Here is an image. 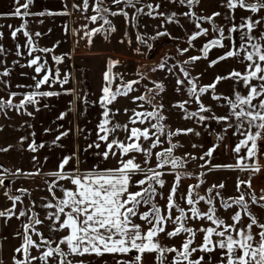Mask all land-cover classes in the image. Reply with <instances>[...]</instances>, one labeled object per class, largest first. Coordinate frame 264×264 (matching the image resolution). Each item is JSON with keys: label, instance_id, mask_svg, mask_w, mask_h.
Listing matches in <instances>:
<instances>
[{"label": "snow or ice", "instance_id": "obj_1", "mask_svg": "<svg viewBox=\"0 0 264 264\" xmlns=\"http://www.w3.org/2000/svg\"><path fill=\"white\" fill-rule=\"evenodd\" d=\"M114 4L125 3L126 6L135 8L139 0H112ZM189 6L199 3L200 0H180ZM17 7L12 15L17 17H27L29 15H44V13H30L29 6L33 0H26L22 5L16 0ZM229 9L237 8L249 10L253 13L264 10V0H228L226 5ZM74 8L87 11L89 0H83L82 5H73ZM149 9L155 11L160 5L153 8L147 5ZM23 9V11H22ZM95 15L86 17L92 22L98 19L103 20L97 28H92L84 33L87 36L88 43L91 44V38L100 32L115 31L106 17L110 9L104 6L103 0H95L93 4ZM142 12L143 8L136 9ZM52 14V13H49ZM63 14H68L67 12ZM111 15L128 13L124 9L119 12H111ZM149 15L152 13L149 12ZM163 15V13H159ZM184 15H189L185 13ZM195 16V13H191ZM221 15L214 12L210 16L196 17V27L198 31L192 33L189 37V45L200 36L208 35L209 29L201 27V22L207 21L212 24V31L217 33L211 40L201 48V55L190 56L187 60L179 62V73L184 77L177 76L175 91L180 92L187 85L189 99L178 101L173 105L184 113L185 119L198 117L200 122L209 119L218 121H231L235 119L236 129L234 134L243 137L235 145L233 152L236 154L235 164L214 165L211 162L213 153L216 151V145L209 148L199 157L203 161L199 167L206 168L209 172L216 168L239 169L246 171L250 175L247 179L238 180L236 189L238 195L223 198L220 189L225 185L223 183L213 184L206 189L205 194H200L199 188L204 183L202 177L206 174L200 172L197 177L198 183L189 185L184 192L179 191L182 178L191 176L192 173L180 171L188 163V159H197L191 153L184 156H176L175 150L180 147L178 143H173V138L180 135L193 133V128H177L173 130L164 123L167 117L163 115L164 105L153 104L155 99L152 92L157 95L165 91L163 82H153L154 88H146L145 92L139 96L132 97L133 103L140 102L136 109L131 110L128 123L114 122V110L112 105L119 96H128L134 91V85L140 83V80H131L117 85L113 91L111 85L117 76L123 80L121 74L112 72V69L120 63L118 60H109L108 70L104 74L106 81L102 89L100 103L104 108L102 120L98 124L97 138L89 148H100L101 142L104 143V150L100 153L105 160L116 159L114 167H93L81 172L79 167L69 168L70 162L76 160V154L62 158L58 169L45 175L53 177L51 181H45L47 191L51 199L44 197L46 203L42 208L49 210L42 220L34 209L36 201H30L29 206L22 207L17 212V205L23 204L22 196L30 194L26 188L16 189L20 195L12 194L9 188L5 187L4 169L0 173V187H5L4 195L10 200L11 206L0 210V218H4L7 223L12 217L16 219L24 218L22 222V231H17L16 236L20 238V245L14 249L12 264H50L56 260V264H85L83 259L75 260L71 258L84 256H103L113 254L119 256H129L135 252L129 259L118 260L116 264H144L146 253H155V264H210L211 254L219 251V260L217 264H264V222L255 215L250 205L264 209V195H259L252 190V177L259 173L262 167L258 162L261 154V143H264V33L254 35L253 30L264 22V17L253 19L252 17L241 18L239 24L233 23L228 29V35L225 36V29L213 23L214 18ZM175 16V14H173ZM171 19V18H169ZM26 23L12 32L15 38L18 32L23 30V34L28 38L30 51L29 56L37 51L33 45L32 35L26 30ZM104 25H108L107 28ZM84 27H87L86 25ZM67 30V29H66ZM242 32L239 46L233 38V33ZM40 36V33H35ZM169 35L166 32H158L157 36ZM3 33L0 32V37ZM152 37L151 39H155ZM142 43H147L143 37H137ZM225 40L232 41V46L216 59L209 61V67H214L221 61L229 58H241L245 63L243 72L233 69L226 76H216L212 83L198 86L199 77H191L183 65L194 63L196 61L207 59L209 52L214 48H225ZM151 47V45H149ZM3 51L0 45V52ZM40 52L49 53L53 49L42 48ZM139 51V49H137ZM179 54L183 56L189 51L188 48L178 49ZM18 54H20L18 52ZM64 56H53V60L59 64L64 60ZM3 63V61H0ZM14 63H17L14 61ZM28 67H33L34 72L39 76H33L34 85L28 87L33 91L27 93L10 92L8 98L0 97V111L7 109H23L28 116L33 112L27 111L28 105L39 103V97L58 96L61 93L55 91H40L41 87L48 85L51 87L55 83L61 86L68 83L67 74L61 79L60 70H53L48 66V62L40 55L32 56L28 61ZM167 66V58L162 60L153 71L164 69ZM177 64L168 67V71L173 75ZM11 69L5 67L0 72V77H8ZM43 73V75H40ZM140 79H146L141 74ZM233 80L236 83H243L247 89L244 95L239 91L233 92V96L214 95L213 99L219 101L225 100L229 107V114L225 116H207L203 113H209L211 109L201 101V96L210 90L214 93L217 85L224 80ZM7 84V81H5ZM17 87H25L17 85ZM158 90V91H157ZM74 90L66 89L65 92L71 93ZM18 104H14V99L21 96ZM196 102L198 110L189 111L187 105ZM255 101V103H254ZM144 104H149L151 110L145 109ZM39 111V108L36 109ZM125 113L129 109H124ZM115 112H119L116 109ZM67 113H61L58 119L62 120ZM154 121V122H153ZM129 124L132 126L129 127ZM147 124L148 126L143 127ZM140 125V126H137ZM232 125L229 124V127ZM255 129V130H253ZM50 131V129H46ZM125 134L124 139H120L117 132ZM199 135L198 132L195 133ZM34 135V133H33ZM68 135L67 131H62L56 137L59 141L62 137ZM22 140L27 137H22ZM222 139V137H220ZM54 141V143L56 142ZM167 143V147H165ZM44 145H37L33 140L28 148L36 152L38 148ZM12 146L2 148L0 151L7 152ZM196 147V145H193ZM158 149V150H156ZM156 150V151H154ZM244 151V155H240ZM142 155L143 160L137 161V156ZM35 157L33 160L35 161ZM153 160L155 163L153 164ZM250 161V162H248ZM2 167V166H0ZM38 176L41 174L39 168L35 172L23 173L21 169L11 173L17 175ZM174 176L173 183L165 197L163 189L166 186V176ZM61 181H68L72 187H65ZM132 189H136L133 191ZM243 189V190H242ZM61 195L57 196L56 191ZM264 191V190H262ZM165 203L161 204L160 200ZM217 201L224 211L235 208L234 213L225 218L218 215ZM201 202L207 205L204 210L200 207ZM141 209H145L141 211ZM48 221L49 236L40 231L37 226H43ZM207 225V226H205ZM258 229V231H254ZM170 229V230H169ZM54 233H64L55 238ZM179 246L173 244L167 246L162 243L161 237L172 240L181 237ZM202 234V239L197 242V236ZM35 237V238H34ZM55 245V246H53ZM63 246V247H62ZM33 250L39 252V255H33ZM201 253L196 256L194 254ZM166 254H173L171 260H168ZM208 254V260L205 259Z\"/></svg>", "mask_w": 264, "mask_h": 264}, {"label": "crops", "instance_id": "obj_2", "mask_svg": "<svg viewBox=\"0 0 264 264\" xmlns=\"http://www.w3.org/2000/svg\"><path fill=\"white\" fill-rule=\"evenodd\" d=\"M25 2L26 0H19L21 5ZM82 3L83 0H33L28 11L34 14L44 13V15L17 17L12 15L15 8L18 6L16 0H0V19H6V27L4 28L0 25V32L3 33V36L0 38L3 43L7 45L5 48H9V55L11 56L3 60V64L11 69L9 78L3 77V80L9 83L11 89L7 91V89L1 86L0 97L6 99L10 92L23 94L33 91V88L28 86L35 84L33 76H36L37 79H39V76L34 72L33 67L27 66L32 56L40 55L45 58L48 62V66L53 70L59 68L61 79L66 74L69 78L68 83L63 86L57 82L51 87L48 85L41 87L40 91H55L61 94L51 97H39L38 104L28 105L27 111L33 112L32 116H28L23 109L19 111L14 108L7 109V111L12 114L8 116L10 118L7 123L2 126L5 121L2 120L4 117H1L0 111V149L8 148L12 143V147L7 152L0 151V166H2L0 167V173H3L4 169L9 170L8 173L4 174L6 177L5 187L9 188L12 194L20 195V193L16 192V189H28V186L32 185L33 190L29 191L30 194L23 195L22 199L23 202H29L28 204H30V201L34 200L36 201V206H38V203L43 202L41 198L42 195L49 194L45 181L54 179L45 174L56 171L63 157L72 155L73 153L76 154V160L70 162V165L66 166V170L79 167L80 171L83 172L93 167L103 168L105 166L110 168L116 166V159L110 158L105 160L100 154L104 150L103 142H101L100 148H89L88 146L96 141L98 124L102 120V113L104 111L100 103V99L103 95L101 89L106 85L104 74L108 70L109 60L119 61V59L114 57V50L108 48V39L104 36V32L95 34L91 38V44L88 43L89 38L85 36L84 33L92 28H97L98 24L100 26L102 23L99 19L96 22L86 19V17L96 14L93 9L95 0H89V8L87 11H81L73 7V5H82ZM103 3L104 6L108 7L110 10L119 5L114 4L112 0H103ZM122 4L125 5V3ZM237 10L244 13L248 12V10L237 8L231 10V13ZM65 12L68 14H63ZM261 12L264 14V10H261ZM25 21H27V23L24 30L32 35L33 45L37 48V51L33 52L32 56L28 55L30 48L28 45V38L23 34V30L18 32L15 38L12 36V32L20 28ZM232 24L233 20L228 24L225 19L221 25H219L225 29V36L228 35V29ZM85 25L87 27H84ZM35 33H40L41 35L36 36ZM18 35L19 37H17ZM232 35L236 45L239 46L242 32L238 31ZM211 39L212 37L203 41V45ZM224 43L226 45L225 48H214L209 52L207 59H202V66L204 67L202 70L207 71L210 75V81L208 80L207 84L212 83L216 76H226L233 69L241 72L245 69L246 62H241V58L236 57L221 61L214 67H209V61L217 58H215V56L210 57V54L214 53L217 49V52L223 55L225 51L232 46V41L225 40ZM18 44H21L23 57L25 59L15 55L16 45ZM42 48H50L53 49V51L43 53L39 51V49ZM10 50L12 52H10ZM165 54L171 56L172 53ZM53 56H64L65 58L61 63L57 64L53 60ZM14 61L17 63H14ZM158 61L159 64L161 61ZM120 74L123 77H129L131 79H133L134 75L126 74L127 76H125L122 73ZM40 75H43V73ZM207 84L203 83L202 85ZM17 85H24L25 87H17ZM66 89H72L74 91L67 93L65 92ZM234 90L244 95L247 94V89L242 82L236 83L231 79L221 81L217 85L214 93L211 90L209 91V97L206 93L203 94V98H205V100L208 99L204 103L205 106L210 109L213 107L209 113H205L204 115L217 117L228 115L229 107L226 101L223 99L217 101L213 99V96H233ZM4 95H6V97ZM21 98L22 95L17 96L13 101L14 104H18ZM114 106L118 108L119 104L114 102L109 107L113 109ZM37 108H39V111L36 110ZM215 109L218 110L220 114L212 115ZM11 110H13V112ZM61 113H67L62 120L58 119ZM200 123L202 124L201 136L203 137L199 142L201 155L209 148L216 145V151L213 153L211 161L215 160L219 165L235 164L236 154L233 152V149L238 141L243 139L238 133L234 134L236 129L235 119L233 118L231 121L209 119ZM229 124L232 126L229 127ZM46 129H50V131H46ZM62 131H67L68 135L56 141V137ZM120 136H122V132H120ZM22 137H27L25 142L21 141L20 138ZM220 137H222V139H220ZM33 140L37 145L43 144L44 146L38 148L36 152L30 151L28 145ZM54 141L56 142L54 143ZM17 143L23 144L20 149L17 148ZM260 147L261 154L259 155L258 162L261 166H264V143H261ZM244 154L245 152L242 151L240 155ZM33 157L36 158L35 161ZM37 168L41 171V174L38 176L23 174L17 176L11 175V173L16 172L17 169H21L23 173H29L35 172ZM225 169L228 170L229 168ZM229 170L235 175L240 176V178L242 177L241 179H237V182L238 180L247 179L250 175L248 172L239 169ZM16 183H18V185ZM61 183L65 187H72L68 181H61ZM236 185L237 183L233 184L232 187L237 191ZM5 187H2L3 189L0 187V210L10 207L12 203L4 195ZM252 190L255 191L257 196L264 195V191H262L264 190V167H262L259 173L253 175ZM56 195L60 196L61 192L57 190ZM27 206L29 205L18 204L17 212L22 207ZM256 210L264 217V209ZM22 222H24V218L18 220L16 217H12L7 223H5L4 218H0V264H12L14 249L18 247L21 242L20 238L16 236V233L17 231L23 230ZM161 241L165 244L163 236L161 237ZM218 253L219 251L211 254L210 264H217L218 261L216 262L214 260V255L216 257ZM134 255L135 252L130 253L129 256L105 254L99 257L95 255H86L84 257L75 258L83 259L85 264H116L118 260L129 259ZM166 255L168 256V254ZM205 259L206 261L208 260V254H205ZM144 264H155V253H146L144 256Z\"/></svg>", "mask_w": 264, "mask_h": 264}, {"label": "rangeland", "instance_id": "obj_3", "mask_svg": "<svg viewBox=\"0 0 264 264\" xmlns=\"http://www.w3.org/2000/svg\"><path fill=\"white\" fill-rule=\"evenodd\" d=\"M228 3V0H200L199 3H194L193 5L189 6L187 3H181L180 0H139L138 3H136L135 8L126 6L124 4H119L117 7L110 10L109 13L106 14V17L109 21H111V25L115 28V31H109L107 33L104 32V36L107 37V46L108 48L114 50L115 54L114 57H117L119 59L120 63L117 64L113 69L112 72L116 74H120L123 71H133L134 69H137L138 71H142L143 68V74L146 77V79H140V74L137 72H134L133 79L129 77H123V80L119 78V75L117 76L116 80L111 85L113 91L116 90L117 85H120L121 83L131 81V80H140V83L137 85H134V91L130 92L128 96H119L115 103L119 104V107L116 106L113 107L114 110V116L113 120L115 122L119 123H128L129 122V116H131V110L136 109L137 111H140L141 109L138 108L139 101L136 103H133L132 97L139 96L142 93L145 92L146 88H154L153 82H163L165 85V91L157 95L156 91L152 92V96L155 97V99L152 101L153 104H163V115L167 117L166 123L169 125L173 130L177 128H193L195 132L188 133L187 135H180L178 137L173 138V143H178L180 147H178L175 150L176 156H184L186 153H191L192 156L196 157L197 159L193 160L191 158L188 159V163L185 165L184 168L180 169V171L186 172V173H192L191 176H184L181 181L180 189L179 191L184 192L187 190L189 185H193L198 183L197 177L199 176L200 172H205L206 174L202 177L204 180V183L200 186L199 192L200 194H205L206 189L211 187L213 184H219L223 183L225 187L223 189H220L221 195L223 198L227 199L231 196L238 195V192L234 189L233 184L237 183V179H241L240 176L235 175L233 172H231L229 169L225 168H216L212 171H208L206 168L202 169L199 166L203 164V161L199 159L201 155L200 145L199 142L202 140L201 136V128L202 124L198 120V117H193L191 119H185L184 113L179 108H174L173 105L176 104L178 101L189 99V95L187 93V85L181 89L180 92L175 91V83L177 76H180V78H184L182 74L179 73V62H182L184 60H187L190 56H196L201 55V48L203 47V41L208 40V38H213L217 35V33L212 31V24L208 23L207 21L201 22V27L208 28L209 32L206 36H200L195 41H192V46L189 45V37L192 35L193 32L198 31L196 27V17L199 16H210L214 12H219L221 15L214 18L213 23L217 26L221 25V23L226 19L227 23L229 22L239 24L241 22V18H247L252 17L253 19H260L261 17H264V14L260 11L257 13H253L248 10L247 13H244L242 11H234L231 13L232 9H229L226 5ZM152 5L153 8L158 4L160 5L159 8H156L155 11L152 9H149L147 5ZM143 8L142 12H137L136 9ZM120 9H124L128 15L125 16L123 14L119 15H111V12H119ZM151 12L152 14L149 15L148 13ZM159 13H163V15H160ZM185 13H189V15H184ZM191 13H195V16H192ZM175 14V16H173ZM234 14V15H233ZM171 18V19H169ZM6 19H0V25L2 27H6ZM101 23L103 24V20H101ZM105 28L108 27V25H104ZM158 32H166L169 35H163V36H169V38H173L176 42L179 43V49L182 48H188L189 51L185 53L183 56L179 54V51L173 52L171 56L168 54H161L157 57H152V53H156L155 50V40L158 39L157 33ZM264 33V22L261 23V25L257 26L256 29L253 30L254 35H259ZM211 36V37H210ZM19 37V35L17 36ZM137 37H143L145 40H147V43H142L140 40L137 39ZM152 37H156L155 39H151ZM14 40V39H13ZM0 45L4 48L2 52H0V61L5 60L7 57H11L9 55V48H5V45L0 38ZM151 45V47H149ZM15 48V46H14ZM21 44L16 45L15 49V55L17 57L22 58L23 52L21 49ZM139 49V51H137ZM10 52H12L10 50ZM18 52L20 54H18ZM3 57L2 56V54ZM221 53V52H220ZM145 54V56H144ZM157 54V53H156ZM215 56H221L219 52L214 51V53L210 54V57ZM171 59H170V58ZM165 58H167V66L164 69H157L156 71H153V68H155L158 65V60L162 61ZM22 59H25L24 57ZM177 64V68L173 71L176 73V75H173L171 72L168 71V67H171V65ZM188 71L191 73V77H199L197 84L198 86H202V84H207L208 80L210 81L209 73L207 71H203L202 68V60L196 61L194 63H190L187 65H183ZM5 64L0 63V72H2L5 69ZM8 67V66H7ZM137 67V68H135ZM195 68V69H194ZM216 70V69H215ZM203 71V72H202ZM14 72V70H13ZM217 72V71H215ZM9 78V76H8ZM6 80H3V77H0V87L3 86V88L10 90L9 83H5ZM2 88V87H1ZM4 91V92H7ZM158 91V90H157ZM210 92L206 93L208 97ZM206 95V96H207ZM6 97V95H4ZM4 98V97H3ZM208 99L205 100L203 98V95L201 96V101L205 103ZM129 109V112L126 114L124 109ZM144 108L151 110V106L149 104H144ZM187 108L189 111H196L198 110V105L196 102H192L189 105H187ZM213 108V107H212ZM211 108V110H212ZM116 109H119V112H115ZM13 112V110H11ZM11 112H8L7 110L1 111V118L3 121L2 126H4L7 121L9 120ZM205 114V113H203ZM213 114H220L218 110L215 109ZM117 119H116V118ZM154 122V121H153ZM132 125L129 124V127ZM140 126V125H137ZM148 126L147 124L143 125V127ZM21 130V129H20ZM23 132V130H22ZM198 132L199 135H196L195 133ZM24 133V132H23ZM120 139H124L125 134L122 132V136H120V131L116 134ZM21 139V138H20ZM21 141L25 142V139ZM12 144V143H11ZM10 144V145H11ZM22 143H17L16 146L18 149L22 147ZM193 145H196V147H193ZM167 147V143L164 145ZM25 149V148H23ZM158 150V149H156ZM154 150V151H156ZM143 160L142 155L137 156V161L141 162ZM214 165H219L218 162L211 161ZM153 164L155 161L153 160ZM166 186L163 189L165 197L167 196L168 190L171 187L174 176L168 175L166 176ZM18 185V183H16ZM1 189H3L1 187ZM136 189H133L135 191ZM243 190V189H242ZM33 197V196H32ZM48 197L51 199V196L49 194L42 195L41 198ZM158 200H160L159 197H157ZM47 201L43 199L42 203H38V206H35V211L39 213L40 218L43 220L45 215L49 210L44 209L41 207L43 203H46ZM29 202L24 201L23 205H29ZM160 203H165L164 200H160ZM200 207L204 210L207 209V205H205L203 202H201ZM217 207H218V215L222 216L226 220H228V217H230L234 211L235 208L224 211L219 206V201H217ZM252 212L257 215L258 218H260L261 222H264V217L261 216L259 212H257L256 209H261L257 206L250 205ZM145 209H141V211H144ZM229 223H231L230 220H228ZM48 221H45V224L43 226H37L40 228V231H42L45 236H49V230H48ZM207 226V225H205ZM170 230V229H169ZM254 231H258V229L254 228ZM64 233H54L53 236L55 238H59L60 235ZM35 238V237H34ZM183 239V234L181 237L174 238L172 240H169L165 237H163V240L167 246H172L175 244L176 246H179L181 240ZM202 239V234L197 236V242H200ZM55 246V245H53ZM63 247V246H62ZM33 255H39V252L36 250H33ZM201 253H196L194 255L198 256ZM173 255V254H172ZM172 255L168 254V260L170 261L172 258ZM219 258V253L215 257L214 260L217 262ZM75 260H78V258H71ZM50 264H56V260H52ZM214 264V263H212Z\"/></svg>", "mask_w": 264, "mask_h": 264}, {"label": "built area", "instance_id": "obj_4", "mask_svg": "<svg viewBox=\"0 0 264 264\" xmlns=\"http://www.w3.org/2000/svg\"><path fill=\"white\" fill-rule=\"evenodd\" d=\"M155 50L156 53H152V57H155L157 55L160 56L161 54H165V53H173L176 52L179 49V43L176 42L175 40H173V38H169V36H160L158 37L157 40H155ZM145 56V54H144ZM28 190L32 191L33 190V186L29 185L28 186Z\"/></svg>", "mask_w": 264, "mask_h": 264}, {"label": "trees", "instance_id": "obj_5", "mask_svg": "<svg viewBox=\"0 0 264 264\" xmlns=\"http://www.w3.org/2000/svg\"><path fill=\"white\" fill-rule=\"evenodd\" d=\"M135 68H137V67H135ZM142 71H143V68H142ZM142 71H138L137 69H134V68H133V71H132V72H130V71H123L122 74L125 75V76H127L126 74H131V75H133L134 72H137V73H139V74L141 75V74H143ZM127 72H129V73H127ZM143 75H144V74H143Z\"/></svg>", "mask_w": 264, "mask_h": 264}]
</instances>
